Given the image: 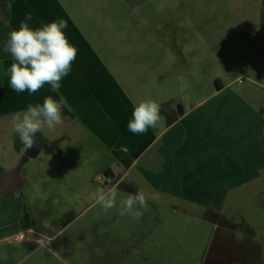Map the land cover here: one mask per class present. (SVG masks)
<instances>
[{"label":"crops","instance_id":"crops-1","mask_svg":"<svg viewBox=\"0 0 264 264\" xmlns=\"http://www.w3.org/2000/svg\"><path fill=\"white\" fill-rule=\"evenodd\" d=\"M256 2L210 0L206 14L198 11L199 4L194 0H179V3L151 0L117 3L114 0L110 3V11H117L119 5L127 3L129 16L133 21L135 17L137 25L143 27L163 24L165 21H159L168 14L179 13V34L185 36L184 43L179 38L176 60L157 67L161 77L172 70L179 72L175 87V94L179 95L168 99L140 98L139 101L151 99L160 105L161 120L155 128L134 134L128 130V122L134 102H139L130 91L134 88L135 75L129 70V58L138 56L136 46L147 48L141 56L149 50V44L136 41H152L150 29L144 28L147 37H137L135 28L127 29L130 33L124 38L111 26L108 29L112 33L106 36L101 27L98 31L84 29L61 0H0V173L12 169L23 153H32L21 168L25 185L18 192L9 189L0 199V252L5 254L0 256V264H21L24 256L18 255L34 244H37L35 247L47 245L62 263L116 264L121 249L120 235L129 240L130 234V214H119L121 200L137 192L146 196L158 193L159 198L149 199V205L156 201V206H161L160 201L170 200L169 208L180 207L192 214L193 210L187 208V202L192 200L179 188L195 183L200 170L206 179H212L217 171L224 179L223 184H228L226 178H230L234 157L231 137L221 133L224 131L221 126L215 128L213 115L210 117L215 130L209 132L207 123L203 124L195 111L205 103L216 101V96L239 77L232 80L227 76L225 81L216 75L214 70L217 71L216 65L220 62H213V56L220 59V70L225 73L224 22L231 24L235 9L255 6ZM152 9L155 11L151 12ZM28 13H32L28 21L32 28L51 20L67 21L64 31L78 48L70 73L61 80L59 93L53 92L48 84L32 94L16 92L10 87L6 73L13 59L4 47L10 32L19 28ZM102 19L107 20L105 15ZM244 20H237L239 31H244ZM186 26H195L201 33L188 37ZM89 32L94 34V39ZM261 32L260 29L257 35L261 36ZM125 40L128 43L124 45ZM189 41L193 47L194 42L201 43L200 55L188 49ZM200 69L207 71L203 82L196 79ZM185 74L187 78L182 83L180 78ZM195 85L208 91L192 102L184 92ZM164 87L168 89L165 82ZM61 94L66 98L63 123L53 129L45 125L36 133V144L27 148L15 132L12 117L26 111L29 105H42L49 95L59 100ZM214 111L211 108V113ZM169 160L174 162L167 169L165 162ZM237 161L243 163L244 159L237 157ZM107 168L110 177L113 176L110 182L106 180ZM7 179L11 186V176ZM113 187L118 193L117 206L104 211L95 203V193L97 189L107 191ZM187 189L192 188L187 186ZM25 212L29 228L24 225ZM133 227L131 221V232Z\"/></svg>","mask_w":264,"mask_h":264},{"label":"rangeland","instance_id":"rangeland-1","mask_svg":"<svg viewBox=\"0 0 264 264\" xmlns=\"http://www.w3.org/2000/svg\"><path fill=\"white\" fill-rule=\"evenodd\" d=\"M112 1L61 0L84 29L97 28L98 31L101 27L100 31L108 36V32L112 33L108 28L113 26L115 32L126 38L130 33L127 29L135 28L137 37H147L144 28H149L152 41H136L137 44H149V50L141 56L147 48L136 46L138 56L129 58V70L135 75L134 88L130 91L137 102L144 97L168 99L178 96L175 87L179 72L172 70L161 77L157 67L167 65L168 60H176L174 54L179 51V38L185 42V36L179 34V13L168 14L167 18L159 21H165L163 24L143 27L137 25L135 17L134 22L129 16L127 3L119 5L117 11H110L108 8ZM115 1L119 3L121 0ZM151 1L179 3V0ZM194 1L199 4L198 11L206 14L210 0ZM103 15L107 20L103 21ZM232 19L231 24L226 20L222 28L226 34L225 73L220 70L221 61L216 55L213 62H220V65L215 64L217 71L213 70L225 81L227 76L232 80L239 77L216 96V101L205 103L195 111L203 124L207 123L209 132L221 126L224 130L221 133L231 137L232 153L236 159L233 157L230 178H226L229 182L223 184L224 179L217 171L212 179H206L200 170L195 183L179 188L192 200L187 202L192 214L180 207L173 210L169 208L171 201L164 200L160 201L161 206H156L158 202L153 201L147 209H141L143 215L140 218L130 215L129 240L120 235L121 249L116 264H264V0H257L255 6L235 9ZM242 19H245L242 21L244 31H239L237 20ZM186 28H189L185 30L188 37L192 33H201L195 30V26ZM260 29L262 35L258 36ZM251 31L255 34H250ZM89 35L94 39L93 33L89 32ZM189 42L188 49L199 54L201 43L194 42L193 47ZM127 43L125 40L122 44ZM202 43L207 48V43ZM145 69L150 72H144ZM199 72L201 74L196 75V79L203 82L207 71L200 69ZM186 78V74L181 75V82ZM207 91L208 88L195 85L184 93L194 102ZM211 108L214 113H211ZM211 115L215 116V128ZM168 152L171 156L170 143ZM237 157L243 158L244 162L239 163ZM173 162H165V167L169 169ZM187 186L192 189L188 190ZM131 221L134 222L133 232ZM36 245L25 247L24 252L18 255L24 256L21 264H69L62 263L47 245ZM0 256H5L4 252H0Z\"/></svg>","mask_w":264,"mask_h":264},{"label":"clouds","instance_id":"clouds-1","mask_svg":"<svg viewBox=\"0 0 264 264\" xmlns=\"http://www.w3.org/2000/svg\"><path fill=\"white\" fill-rule=\"evenodd\" d=\"M32 13H28L19 28L9 34L4 51L10 53L13 62L7 69L10 87L16 92L28 91L30 94L39 91L45 84L51 86L53 92L59 93L61 80L67 76L78 55V48L72 44L64 29L67 21L64 19L51 20L38 28L29 26ZM66 98L61 94L59 100L47 96L43 104L29 105L23 113L15 114V132L27 148L36 144V133L46 125L49 129L63 123L62 109ZM161 120L160 105L151 99L134 102L132 117L128 122V130L134 134H143L155 128ZM51 158V157H50ZM117 189L105 191L97 189L94 199L104 211L117 206ZM159 194L148 196L143 192L129 195L120 201L121 216L130 214L136 218L143 215L141 209H147L148 200H156ZM138 206V207H137Z\"/></svg>","mask_w":264,"mask_h":264},{"label":"water","instance_id":"water-1","mask_svg":"<svg viewBox=\"0 0 264 264\" xmlns=\"http://www.w3.org/2000/svg\"><path fill=\"white\" fill-rule=\"evenodd\" d=\"M25 162V157L22 156L18 163L10 170L5 171L3 173H0V199L3 197L4 193L7 192L9 189H13L16 192L20 191L22 187L25 185L26 180L24 179L21 168ZM11 176L12 184L10 186L9 179H7ZM2 176H4L6 179L2 180Z\"/></svg>","mask_w":264,"mask_h":264},{"label":"trees","instance_id":"trees-1","mask_svg":"<svg viewBox=\"0 0 264 264\" xmlns=\"http://www.w3.org/2000/svg\"><path fill=\"white\" fill-rule=\"evenodd\" d=\"M105 174L107 175V178H106V180L108 181V182H110L111 181V179H112V177H110L111 176V174H110V171L108 170V168L105 170ZM109 177V178H108ZM24 225H25V227H30V221H29V217H28V214L25 212V217H24Z\"/></svg>","mask_w":264,"mask_h":264},{"label":"flooded vegetation","instance_id":"flooded-vegetation-1","mask_svg":"<svg viewBox=\"0 0 264 264\" xmlns=\"http://www.w3.org/2000/svg\"><path fill=\"white\" fill-rule=\"evenodd\" d=\"M31 154H32L31 152H28V151H27V152L23 153V155H22V156H24V157H25V159L27 160V158H28V157H30V156H31ZM22 156H21V157H22Z\"/></svg>","mask_w":264,"mask_h":264},{"label":"built area","instance_id":"built-area-1","mask_svg":"<svg viewBox=\"0 0 264 264\" xmlns=\"http://www.w3.org/2000/svg\"><path fill=\"white\" fill-rule=\"evenodd\" d=\"M251 34H255V32L254 31H251Z\"/></svg>","mask_w":264,"mask_h":264}]
</instances>
